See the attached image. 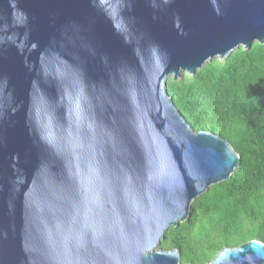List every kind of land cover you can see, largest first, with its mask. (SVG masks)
<instances>
[{
  "label": "water",
  "instance_id": "obj_1",
  "mask_svg": "<svg viewBox=\"0 0 264 264\" xmlns=\"http://www.w3.org/2000/svg\"><path fill=\"white\" fill-rule=\"evenodd\" d=\"M256 41L264 0H0V264H183L166 232L241 155L168 80Z\"/></svg>",
  "mask_w": 264,
  "mask_h": 264
},
{
  "label": "trees",
  "instance_id": "obj_2",
  "mask_svg": "<svg viewBox=\"0 0 264 264\" xmlns=\"http://www.w3.org/2000/svg\"><path fill=\"white\" fill-rule=\"evenodd\" d=\"M168 92L195 130L227 138L241 163L197 199L191 218L170 228L161 248H179L183 264H207L226 246L264 242V43L171 77Z\"/></svg>",
  "mask_w": 264,
  "mask_h": 264
},
{
  "label": "rangeland",
  "instance_id": "obj_3",
  "mask_svg": "<svg viewBox=\"0 0 264 264\" xmlns=\"http://www.w3.org/2000/svg\"><path fill=\"white\" fill-rule=\"evenodd\" d=\"M222 59H224V58H222Z\"/></svg>",
  "mask_w": 264,
  "mask_h": 264
}]
</instances>
